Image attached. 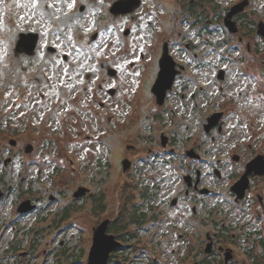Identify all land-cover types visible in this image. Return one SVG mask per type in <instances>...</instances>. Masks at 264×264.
I'll list each match as a JSON object with an SVG mask.
<instances>
[{"label":"rangeland","instance_id":"374dc122","mask_svg":"<svg viewBox=\"0 0 264 264\" xmlns=\"http://www.w3.org/2000/svg\"><path fill=\"white\" fill-rule=\"evenodd\" d=\"M111 1L0 0L2 264H86L91 229L103 218L115 217L119 209L138 203V170L143 169L142 161L146 158L142 155L147 148L158 147L157 142H147L146 137L170 127L169 120L168 124L160 119L149 123L142 111L148 110L150 118L156 112L151 100L142 101L155 75L153 66L149 69V84L146 83L144 95L139 101L135 97L137 110L133 105L128 108L125 99L132 87L125 73L126 66L136 56L135 51L139 49L135 48L141 46L144 39L148 40L146 36L152 35L147 21L152 25L157 16L162 19L163 35L170 40L171 50L178 57L192 56L196 52L198 57H206L219 66L222 59L238 55L229 47L235 39L225 37L220 24L225 10L239 0H200L195 8L202 14L205 12L201 21L207 20L208 25L207 30L202 31L197 29L200 23H193L195 15L191 16L193 20L188 15L189 0H148L147 3L145 0L135 13L138 24L134 27L138 28L139 38L132 40L135 48L131 54V40L119 34L120 27L128 23L124 18L113 21L106 10ZM245 18L248 19L245 29L248 40L255 41L264 54V40L257 36L254 40L255 33L250 29L258 19L264 20V0H251ZM29 31L40 34L34 54L14 52L19 32ZM95 32L98 36L93 40L91 36ZM187 41L195 45L192 53L183 50V43ZM48 45L55 47V51L48 50ZM226 65L232 70L226 88L243 93L255 89L252 82L241 77L231 60ZM108 66L124 72L121 79L109 78L105 73ZM146 66L140 71L142 74H135L140 93ZM202 80L208 82L205 89H212V95L216 96L214 89L218 82L213 78L210 84L212 79L208 76ZM98 82L105 88L116 87L115 95L108 98L105 89L98 91ZM93 92H96L94 101ZM99 100L106 101L105 109L98 105ZM135 113L138 115L133 116ZM109 116L112 121L107 120ZM188 121L182 122L181 129H185ZM88 134L92 138L87 139ZM11 138L17 141L15 146L9 144ZM27 144L33 147L30 153L23 150ZM127 144H133L135 150L125 148ZM117 148H122L124 157L132 161L124 172L120 167L122 156L116 155ZM8 157L12 160L4 165L3 160ZM147 166L149 173L162 180L163 187L155 204L167 210L166 203L162 202L166 196L174 194L171 188L175 179L159 159ZM80 184L89 188L91 196L71 197ZM51 196L53 199L49 198ZM36 197V211L17 214L16 207L21 201ZM94 206L104 208H97L93 213ZM65 207L71 210L62 212L61 216ZM155 227L157 233L145 238L135 226L126 225L125 231H137L139 235L122 242L121 249L111 258L112 264H175L177 257L172 250L179 247L175 233L164 237L162 233L167 226ZM17 250L29 251L30 255L22 253L20 256ZM154 257L158 263L152 261ZM256 264H264L263 251Z\"/></svg>","mask_w":264,"mask_h":264},{"label":"flooded vegetation","instance_id":"af4514ba","mask_svg":"<svg viewBox=\"0 0 264 264\" xmlns=\"http://www.w3.org/2000/svg\"><path fill=\"white\" fill-rule=\"evenodd\" d=\"M116 1L118 0H112L106 10L114 22L119 18L127 21L128 24L120 27L119 34L131 40V54L135 48L132 40L134 37L139 38L138 28L134 27L138 24V14L135 13L142 3L144 5L145 0H138L137 5L135 0H123V5L130 4L132 7L134 4L132 10L124 13L111 11L112 4ZM199 1L189 0L187 12L190 19L195 15L193 23H200L197 29L202 31L207 30L208 25L207 20L203 23L201 21L205 12L202 14L200 9L195 8ZM241 1L243 0L238 2ZM245 1L242 10L228 17L235 30H231L224 19L231 7L238 2L232 4L221 16V29L223 28L225 37L235 39L230 42L229 47L238 52V55L232 59H222L218 62L219 66L206 57H198L196 52L192 56H176L173 49L171 50L170 40L163 35L162 19L157 16L152 25L147 21L151 26L152 35L146 36L148 40L144 39L141 46L135 48L139 50L135 51L136 56L126 66L125 73L132 87L130 95L125 99L128 101V108L133 105L137 110L136 101L144 95L146 83L149 84V69L153 66L155 75L149 84V93L143 96L142 101L151 100L156 112L150 118L148 110L142 111L149 123L153 124L155 119H160L168 124L169 120L170 127L156 130L155 135L146 137L147 142H157L158 147H149L142 155L146 158L142 161L143 169L138 170V203L131 208L119 209L115 217H105L101 220H109L106 232L113 234L120 241V246L109 253V264H112L111 258L121 249L123 241L128 242L132 236L139 235L137 231H125L126 227L116 233L115 228L119 222L129 227L135 226L145 238H151L157 233L155 226H167L166 232L162 234L166 237L175 233L179 245L177 250H172L173 255L177 257L175 264H256L261 251L264 252V54L256 47L255 41L248 40L245 30L248 19L245 18V11L251 0ZM260 22L264 24L263 19H258L250 28L256 34H253L254 40L257 37L264 40V35L258 32ZM29 32L38 35L36 48L40 34L37 31ZM97 36L98 33L95 32L91 38L94 40ZM157 39L159 41L154 43ZM18 40L19 35L15 45ZM182 47L192 53L195 45L187 41ZM48 50L53 52L55 47L48 45ZM66 57L67 55L64 56L65 60ZM229 60L236 65L243 79H248L254 84L255 89L252 92L243 93L238 89L226 88L229 84L227 80H230L232 74V70L226 65ZM146 64L147 69L143 75L145 81L141 83L140 93L136 88H139V84L135 74H140ZM105 73L111 79H121L124 74L122 71L117 72L112 66H108ZM205 76L212 79L210 84H213V78L218 82V87L214 89L216 96L212 95V89H205V85H208L207 81L202 80ZM105 80L103 78V81ZM96 86L100 92L105 89L108 98L113 97L117 91L113 85L105 88L101 82ZM154 86L165 90L162 100L157 98L153 91ZM112 89L113 93L110 92ZM190 89L192 91L188 92ZM95 96L96 92H93V101ZM98 105L104 109L107 107L106 101L102 100L98 101ZM112 119L109 116L107 120ZM187 119L189 121L183 130L181 124L186 123ZM85 137L92 138L89 134ZM125 148L133 151L136 147L127 144ZM113 150L115 152V148ZM116 150V155L122 156L120 167L124 172L126 170L122 169L121 162L126 157L122 148ZM10 158H5L3 164L11 162ZM158 159L161 164L168 166L175 179L171 188V191L174 189V194L166 196L162 202L166 203L164 208L167 210L155 204L160 197L159 190L163 187L160 184L162 180L147 171L150 169L147 165L155 163ZM33 185L34 181L31 180V186ZM79 187H84L86 192L75 197L74 193ZM85 196L91 195L89 188L82 184L71 193L74 199ZM37 198H28L34 206L26 212L17 210L21 201L16 207L17 214L26 215L36 211ZM49 198L53 199V196ZM71 207L73 209V206ZM101 207L94 206L92 212L95 213L97 208L103 210L104 207ZM66 209L71 210L65 207L60 214ZM16 253L20 256L30 255L26 250H17ZM152 261L158 263L156 257Z\"/></svg>","mask_w":264,"mask_h":264},{"label":"water","instance_id":"95a60500","mask_svg":"<svg viewBox=\"0 0 264 264\" xmlns=\"http://www.w3.org/2000/svg\"><path fill=\"white\" fill-rule=\"evenodd\" d=\"M124 1L126 2L127 0ZM124 1L118 0L114 2L112 4L111 11L115 13L116 11L117 13L118 12L124 13V12H129L134 8V4L132 7L130 4L123 5ZM135 1H136L135 5H137L138 0ZM245 3L246 1L243 0L241 2L234 4L231 7L230 11L228 12L227 16L225 17L224 22L230 27L231 30H235V28L232 27L234 24L228 20V17H230L235 12L242 10L243 7L245 6ZM258 32L264 35L263 22L259 23ZM37 37L38 35L35 32H21L19 34V40L17 42V45L14 47V52H18V53L24 52L27 55L34 54V48L36 45ZM154 88L155 89H153V91L155 92L157 98L159 97L162 100L165 90L162 88L159 89V87L157 86L156 87L154 86ZM113 91H114L113 89L110 90L111 93H113ZM9 144L12 146L15 145L16 140L13 138L9 139ZM31 150H32L31 144H27L24 148V151L26 153H29ZM121 163L123 170H126L130 166V161L127 158L123 159ZM85 192L86 189L84 187H79L75 191L74 196L79 197L85 194ZM33 206L34 205L30 204V199H26L19 204L17 210L18 212H26L29 211ZM108 221H109L108 219H104L103 221H101V223L98 226L93 228L91 246L88 251L86 264H109L108 263L109 253L120 246V241L117 240L113 234L110 233L108 234L106 232Z\"/></svg>","mask_w":264,"mask_h":264},{"label":"trees","instance_id":"16d2710c","mask_svg":"<svg viewBox=\"0 0 264 264\" xmlns=\"http://www.w3.org/2000/svg\"><path fill=\"white\" fill-rule=\"evenodd\" d=\"M69 209H66L65 211H64V213H67V211H68ZM125 227H126V224H122L121 222H119L118 224H117V228H115L116 230V233L118 232V231H121V230H124L125 229ZM123 236H121V238H122ZM123 239H125V240H127L126 238H124L123 237Z\"/></svg>","mask_w":264,"mask_h":264},{"label":"snow or ice","instance_id":"6c2138e0","mask_svg":"<svg viewBox=\"0 0 264 264\" xmlns=\"http://www.w3.org/2000/svg\"><path fill=\"white\" fill-rule=\"evenodd\" d=\"M69 7H72V5L70 4Z\"/></svg>","mask_w":264,"mask_h":264},{"label":"built area","instance_id":"2783aa9c","mask_svg":"<svg viewBox=\"0 0 264 264\" xmlns=\"http://www.w3.org/2000/svg\"><path fill=\"white\" fill-rule=\"evenodd\" d=\"M0 264H2V263H0ZM3 264H6V263L4 262Z\"/></svg>","mask_w":264,"mask_h":264}]
</instances>
